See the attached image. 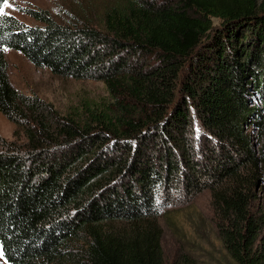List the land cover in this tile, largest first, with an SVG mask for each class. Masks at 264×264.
<instances>
[{
    "label": "trees",
    "instance_id": "trees-1",
    "mask_svg": "<svg viewBox=\"0 0 264 264\" xmlns=\"http://www.w3.org/2000/svg\"><path fill=\"white\" fill-rule=\"evenodd\" d=\"M27 13L39 24L0 15V112L26 138H0L5 263L167 264L161 210L209 190L231 258L264 264L247 131L264 120V0H114L99 24ZM7 49L108 97L59 113L11 85Z\"/></svg>",
    "mask_w": 264,
    "mask_h": 264
},
{
    "label": "rangeland",
    "instance_id": "rangeland-1",
    "mask_svg": "<svg viewBox=\"0 0 264 264\" xmlns=\"http://www.w3.org/2000/svg\"><path fill=\"white\" fill-rule=\"evenodd\" d=\"M114 0H8L2 11L27 25H38L28 10H43L57 23L78 20L99 24ZM76 19V20H75ZM75 20V21H72ZM7 76L20 93L34 96L52 104L59 113H80L82 104L108 97L105 83L97 80H78L56 75L36 67L23 54L7 49ZM251 103L261 107L262 95L251 93ZM253 106V105H252ZM264 120L256 116L247 128L256 151L264 149ZM0 138L7 143L23 145V131L0 112ZM253 204L259 214L262 231L260 247L264 246V170L253 186ZM221 219L213 206L209 190L195 196L174 195L161 210L157 220L160 245L167 264H236L228 253L219 232ZM263 244V245H262ZM262 245V246H261ZM0 264H6L0 252Z\"/></svg>",
    "mask_w": 264,
    "mask_h": 264
},
{
    "label": "snow or ice",
    "instance_id": "snow-or-ice-1",
    "mask_svg": "<svg viewBox=\"0 0 264 264\" xmlns=\"http://www.w3.org/2000/svg\"><path fill=\"white\" fill-rule=\"evenodd\" d=\"M4 13H3V11H2V9H0V15H3Z\"/></svg>",
    "mask_w": 264,
    "mask_h": 264
}]
</instances>
